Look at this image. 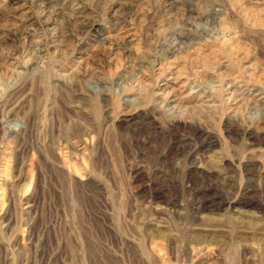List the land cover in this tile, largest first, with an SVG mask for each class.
<instances>
[{
  "label": "rangeland",
  "instance_id": "rangeland-1",
  "mask_svg": "<svg viewBox=\"0 0 264 264\" xmlns=\"http://www.w3.org/2000/svg\"><path fill=\"white\" fill-rule=\"evenodd\" d=\"M0 264H264V0H0Z\"/></svg>",
  "mask_w": 264,
  "mask_h": 264
},
{
  "label": "bare ground",
  "instance_id": "bare-ground-1",
  "mask_svg": "<svg viewBox=\"0 0 264 264\" xmlns=\"http://www.w3.org/2000/svg\"><path fill=\"white\" fill-rule=\"evenodd\" d=\"M156 71H157L156 75L158 77H161V75L164 72V66L162 64H160L156 68ZM175 79L176 78H173V81L174 82H175ZM171 85H172L171 80L170 81L164 80V81H162L160 83L159 88L157 89V92L158 91H159V93L162 92V94H165L164 97L166 98V96L171 95L177 89L176 88V84L173 85V87ZM248 86H249V88H248ZM178 88H180V90H183V85H180ZM225 90L228 92V94H229L230 97L231 96H234V95L241 96L242 97L244 95H247V93H245L247 91V92H249V95H251V99H253V100L256 99L255 101H257L258 99H260V98L257 99V96H260V92L257 90L256 85L254 83H251L249 81H245L243 79L234 78L232 80L227 81L225 83ZM190 96H198V98L201 96V88H200V85H198V84L197 85L192 84L191 87L189 88V91H187L185 93V95L182 96V97H190ZM182 97H179V98H182ZM23 180H25V179L24 178H21V177L18 179L19 182H21Z\"/></svg>",
  "mask_w": 264,
  "mask_h": 264
}]
</instances>
